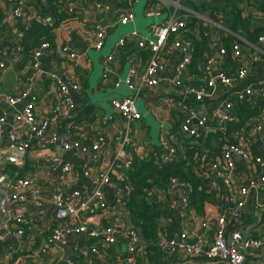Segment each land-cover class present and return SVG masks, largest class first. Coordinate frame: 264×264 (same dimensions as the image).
Wrapping results in <instances>:
<instances>
[{
	"label": "built area",
	"instance_id": "1",
	"mask_svg": "<svg viewBox=\"0 0 264 264\" xmlns=\"http://www.w3.org/2000/svg\"><path fill=\"white\" fill-rule=\"evenodd\" d=\"M149 3H154L156 6L146 7L143 12L146 17H158L161 16L162 12H164L165 17L161 21L151 24L147 36H141L137 31L132 30L117 41L116 49L122 47L127 41H133L138 49L148 50L149 56L142 68L131 65L128 67L124 78L115 75V78L112 79L111 83L114 87L123 84L130 95L113 98L111 107L117 109L127 123L141 119L142 115L136 106V99L144 89L160 84L163 67L161 53L165 47L177 50L179 53L171 83L180 88L186 98L190 97L196 102H204L214 95L220 94L222 97L204 114H200L201 112L193 107L188 100L162 101L164 106L176 109L174 111L181 116L178 123L179 130L186 137H193L192 143H197L195 139H198L200 135L205 136L209 132L221 135L219 154L208 163L204 159L196 161L194 172L197 175L209 174L207 185L216 193L222 190L224 204L222 207L216 203L217 213L214 218L194 219L188 212L189 190L187 184L176 177H171L167 193L163 194L162 191L157 190L150 193L145 199L149 200L154 195H159L166 207L177 213L184 227L179 230L178 235L174 238L162 236L157 242V246L170 253L177 252L181 256L180 261L172 264H181L182 259L197 257H204L207 260L222 264H248L246 251L263 246L264 235L254 238L235 227L229 229L228 225L230 222L235 223L239 220L242 210L251 201L252 195H258L264 191V121L260 119L251 121L249 134L242 138L240 143L230 141L227 138V132L235 139L242 137L239 133L229 132V125L237 122L232 112L234 99L252 101L253 98L264 97V78H248L251 60H257L261 51L258 47H264V33L259 35L254 42L235 35V39L230 45V54L235 63V69L231 73H226L223 64L227 49L224 46L220 47V40L222 36L230 33L228 29L223 27L221 23L211 21L205 15L188 8L185 9L180 0L171 5L174 7L173 11L180 8L186 10L179 15L171 12L170 6L168 7L165 1L150 0ZM59 6L69 13L73 11L70 0H59ZM94 7H102L106 10L111 8L110 3H101L96 0ZM14 16L19 19L21 17L20 12L14 10ZM260 16L264 19V12ZM189 17H196L204 22L202 28H204L203 36L205 37L208 35L206 28L209 25L211 27L209 32L211 39L207 42L208 51L199 63L201 76L194 79L187 74V67L192 60L191 41L186 34L189 31L183 30ZM37 19L47 23L42 17H37ZM134 20L135 13L131 3L128 2L125 8L116 10V22L119 25H131ZM105 28L100 24L94 25L93 48L96 50L102 49L104 46ZM171 35L174 38L171 43L167 44ZM213 42L218 44L217 53L221 58V67L217 72L213 71L215 62L212 55ZM50 46L48 42H43L32 51L30 68L34 74L41 71V58ZM61 51L70 60L85 57L84 53L72 49L68 44H64ZM248 52L255 54L252 59L245 61L244 57ZM115 56L116 51L114 50L107 55L104 62L105 76L110 74L111 63L115 60ZM6 67L7 65L0 61V75ZM50 75L56 80L59 89V99L53 106L52 114L56 119L64 121L65 127H63L61 135L53 131L48 132V119L37 118L35 100L26 103L15 115L18 124L26 129L24 135L20 137L10 134L9 136L14 146V163L16 165L21 164V159L26 156L33 138H37L44 144L59 145L62 151L79 150L86 158L96 162L109 141L104 133L98 131L89 135V131L84 128L85 125L82 126L72 119L74 103L71 93L79 91L76 77L68 83H63L55 72H51ZM193 80L196 82L192 83ZM219 87H225L224 93H221ZM26 95V92L23 91L18 96H7L6 98L10 104H16ZM113 118L114 115H108L103 118V123L111 121ZM4 121L5 116L0 113V124H3ZM252 133L256 136L261 147L257 154L251 150ZM111 142L113 156L107 167L90 175L93 187L87 193H83L81 190H74L69 193L66 189H59L46 197L40 189L33 188L30 194L26 195L22 192L33 185L35 180L32 175L5 180L4 186L9 194L0 198V213L5 215L0 241H4L8 235H12L16 241L14 243L16 249L18 247L20 249L21 245L25 246L24 231L30 223L29 218L24 213L16 215L12 213L18 203L31 201L33 205L38 207L51 206L54 210L55 221H57V224L51 228L48 242L38 249L41 257L52 252L56 255L57 260L62 261L69 238L76 234H84L88 240L93 239V242L88 245L86 250L77 248L75 257L70 258L67 264H78L76 259L81 258L82 255L88 256L91 262H108L107 251L104 247L114 243L117 235L127 240L126 255L130 264H134L140 255L144 256L148 252L147 245L143 241L140 230L131 223L126 209L122 207L119 201L124 197L125 191L118 180L122 178L123 171L132 164L133 155L130 147L134 145V137L129 131H118L114 134ZM160 150L164 155L162 158L164 161L173 159L177 153L176 147L168 139L167 132L161 135ZM181 154H183L182 151ZM203 155L207 157L208 153L205 152ZM10 159L12 160V156ZM237 159L241 163L242 172L237 170ZM42 162L50 171L58 172L59 180L62 183L75 179L74 169L69 163L64 162L59 154L45 156ZM115 169L120 173V176L114 174ZM85 174L89 175L90 173L86 171ZM109 191L112 197L107 198ZM110 203H114V206H109ZM255 208L263 212L264 202H257ZM107 209H111L109 211L114 210L116 213L113 214L112 222L106 226L90 227L84 219V217L100 214ZM96 243H101L102 247H98ZM143 258L148 260L147 257ZM18 264H28V262L22 259ZM50 264H58V262Z\"/></svg>",
	"mask_w": 264,
	"mask_h": 264
},
{
	"label": "crops",
	"instance_id": "2",
	"mask_svg": "<svg viewBox=\"0 0 264 264\" xmlns=\"http://www.w3.org/2000/svg\"><path fill=\"white\" fill-rule=\"evenodd\" d=\"M75 11V15L66 20L59 22L54 28V44L50 46L48 54H44L41 58V71L34 74L30 68V56L25 55L19 44V39L22 35L21 26L30 24L33 18L42 17L48 24L55 22V18L46 10L48 7L47 0H0V24L4 27L0 31V61H3L7 67L0 75V113L5 116V121L0 124V194L7 195L8 191L5 189L4 182L7 179L16 177H25L32 175L34 183L31 187H27L22 194L29 195L33 188H38L42 194L48 197L50 193L59 189H66L69 193L74 190H81L87 193L92 189L90 175L95 171H100L107 167L110 159L113 156L112 139L116 132L129 133L134 137V145L130 147L132 155L134 156H150L160 150L161 135L169 133L172 127L178 122L179 115L173 107H166L163 105V100H179L191 102L200 114L208 112L210 107L222 99L221 95H214L208 99L207 102H196L192 98L184 95L183 91L172 85L171 79L173 77L174 66L179 58L177 50L165 47L162 51L163 67L161 73V82L156 87L144 89L137 97L139 111L142 115L141 119L127 123L120 113L111 111L108 113V106H111V100L116 97L129 96L130 92L121 84L119 87H114L112 79L115 75L124 78L129 66L134 65L142 68L147 58L144 59L139 49L133 46L126 50L127 55L125 61L121 54V48H117V41L119 38L128 32L135 30L141 36H147L151 24H147L146 20L138 14L152 4L150 0H122L126 6L131 3V7L135 13V20L131 25L121 26L116 22V10L118 8H125L117 6L115 3H110L111 8L106 10L102 7H94L95 0H70ZM165 1L169 10L176 14H181L185 9H177L175 11L173 2L177 0H161ZM240 7L245 13H249L257 20H263L260 16L264 12V0H240ZM14 10L20 12L21 17L15 18ZM182 10V11H181ZM73 11V12H74ZM138 15V16H137ZM164 12L158 18L163 19ZM157 21V22H158ZM100 24L105 26V42L102 49L96 50L93 48L95 40L94 25ZM223 27H225L223 25ZM227 29V27H225ZM146 31V35L143 33ZM229 32V31H227ZM234 37H244L238 33L230 32ZM243 39H246L245 37ZM64 44H68L72 49L85 54V57H80L70 60L62 53L61 48ZM216 42L212 45V55L215 59L213 64V71L217 72L220 65V56L217 53ZM257 47V45H255ZM261 49L259 58L255 61L251 60L252 64L249 67L248 78L254 77L256 79L264 78V47ZM116 51L115 60L111 63V72L107 76L104 74V62L108 54ZM45 53V52H44ZM255 54V53H254ZM248 52L244 59L245 61L252 59L254 55ZM200 70V67H199ZM55 72L63 83H68L73 78L77 79L79 84V91L72 92L71 98L74 103V110L72 119L75 121L84 120L80 123L88 134L92 135L94 132L104 133L109 144L101 153L100 158L93 162L86 158L82 152L77 151H62L59 145L42 143L37 138H33L27 149L26 156L21 159V164L16 165L13 161L14 146L9 138L10 134L16 136H23L25 128L18 124L15 115L23 106L29 101L35 100L37 118L48 119V132H56L61 135L64 121L58 120L52 114L54 104L59 99V89L56 80L51 78L50 73ZM32 79V80H31ZM224 93L225 87H219ZM126 89V90H124ZM26 92V97L21 99L16 104H10L7 101V96H18L21 92ZM219 93V92H218ZM93 108V119L91 117H80V112L85 107ZM137 107V108H138ZM108 115H114L113 120L103 123V118ZM92 116V115H90ZM80 117V118H79ZM86 123V124H84ZM86 132V131H85ZM86 134V133H85ZM96 134V133H95ZM252 142L254 146L260 151L261 147L256 140V136L252 133ZM86 137V136H85ZM158 140V141H157ZM59 154L64 162H67L74 169L76 176L62 183L59 180L58 172H53L42 162L43 157ZM12 156V160L10 157ZM237 170L242 172V166L237 159ZM85 168V169H83ZM117 169V168H116ZM115 169L114 174L120 176V173ZM88 171L90 174L86 175ZM112 197L111 192H107V198ZM257 202H264V191L258 195H252L251 201L245 206L241 212V217L238 221L230 222L228 228L233 227L244 231L254 238H259L264 235V211H258L255 208ZM30 207L29 210L23 211ZM258 208V207H257ZM107 209L104 212L96 215L84 217L90 227H102L110 224L113 220V214L116 211ZM174 214V227L176 235L179 230L183 229V223L179 219L177 213L171 210ZM24 213L29 218V234L34 237L38 243V248L35 249L34 255H15L11 254V247L14 246L15 238L7 236L5 240L8 243L0 241V264H18L22 259L26 260L28 264H50L58 262V264H67L68 261H59L52 252L46 256L39 254L38 249L48 242V237L53 225L57 224L54 218V210L51 206L38 207L33 205L31 201L20 202L13 210V215ZM189 212V211H188ZM191 214V213H190ZM191 216H193L191 214ZM194 217V216H193ZM83 218V217H81ZM198 217H194V219ZM5 215L0 213V234L2 233V223ZM166 220H163L159 226L162 231H165ZM5 243V244H4ZM70 258L75 257L76 249H88V239L84 234L72 235L69 238ZM98 247H102L101 243H96ZM127 240L122 236H116L115 242L104 248L107 251L108 262L95 261L91 262L88 256H81L76 259L78 264H130L127 261L126 255ZM30 247V246H29ZM28 249H31V247ZM20 249H25L21 247ZM16 252V251H15ZM41 257V258H31ZM83 257V258H82ZM140 255L134 264H152L149 260L144 259ZM158 264H172L180 261V255L177 252H167L162 250L157 256ZM182 259V258H181ZM246 262L248 264H264V245L261 247L252 248L246 251ZM181 264H222L217 261L207 260L204 257H197L191 259H182Z\"/></svg>",
	"mask_w": 264,
	"mask_h": 264
},
{
	"label": "trees",
	"instance_id": "3",
	"mask_svg": "<svg viewBox=\"0 0 264 264\" xmlns=\"http://www.w3.org/2000/svg\"><path fill=\"white\" fill-rule=\"evenodd\" d=\"M101 3L111 2L117 6L125 7L126 4L122 0H96ZM182 6L193 10L199 14L205 15L208 19L214 22L221 23L232 33L243 35L247 40L254 42L258 36L264 33V19L257 20L249 13H245L240 7V0H180ZM48 7L46 10L55 18V22L49 25L43 20L33 18L28 25L21 26L22 35L19 39V44L22 52L25 55H31L32 51L36 49L41 43L48 42L50 45L54 44V28L59 22L66 21L72 18L76 13L73 9L68 12L59 6V0H47ZM153 4V3H152ZM0 15V19H1ZM1 22V20H0ZM185 29L187 37L191 41L192 60L187 67V74L191 78H198L201 76L199 70V63L204 54L208 51L207 42L211 39L210 25L206 28L208 35L203 36L204 28L202 20L196 17H189L187 19ZM4 27L0 24V31ZM173 35L169 36L167 41L171 43ZM235 37L231 33H227L221 37L220 47L224 46L227 49V55L224 60L223 69L226 73H231L235 69V63L230 54V45ZM136 45L133 41H127L121 48L120 53L123 54L128 50L127 48ZM144 59L149 56L148 50L139 49ZM128 52L123 55V60L127 58ZM126 57V58H124ZM148 59V58H147ZM196 82V80H193ZM209 101L208 99L204 102ZM208 103V102H207ZM93 108L85 107L80 112V117H91L93 119ZM233 114L237 122L229 125V132L239 133L241 139H235L228 134L227 138L234 142L240 143L242 138L249 134L250 122L255 119L264 121V97L253 98L252 101L247 100H233ZM92 115V116H90ZM79 117V118H80ZM178 122L168 133L170 143L176 147L177 153L171 160L164 161V155L158 150L150 156H134L132 164L123 171V176L118 180L123 187L125 195L119 201L122 207L126 209L130 217L131 223L137 227L142 235L144 243L147 245L148 252L144 254L152 264H158V255L162 249L157 246V242L162 236L174 238L176 235L174 227V213L166 207L165 203L161 201L159 195H154L151 199L145 198L154 191L160 190L163 194L167 193L169 180L171 177H176L184 181L188 187V211L194 217L214 218L217 213L216 203L223 207L224 195L222 190L217 193L212 191L208 184V175L206 173L197 175L194 172V163L204 159L206 163L215 158L219 154L221 145L219 133L209 132L205 136H199L195 139L197 143H192L193 137H186L180 132ZM79 124L85 122L78 121ZM86 124V123H84ZM84 126V125H83ZM248 136V135H247ZM251 150L257 154L259 151L252 144ZM181 151L183 154H181ZM207 152L208 156L203 154ZM117 181V180H116ZM109 206L113 207L114 203ZM190 214V216H191ZM192 216V217H193ZM166 220L165 231H162L159 224ZM8 243L9 240H5ZM25 249H16L15 245L11 247V254L15 255H34V250L37 249L38 243L34 237L29 234V229L26 227L24 231ZM93 239H89L88 243L92 244ZM4 243V244H5ZM31 249H28V247ZM29 247V248H30ZM16 251V252H15ZM41 258V257H31Z\"/></svg>",
	"mask_w": 264,
	"mask_h": 264
},
{
	"label": "rangeland",
	"instance_id": "4",
	"mask_svg": "<svg viewBox=\"0 0 264 264\" xmlns=\"http://www.w3.org/2000/svg\"><path fill=\"white\" fill-rule=\"evenodd\" d=\"M139 16H142L145 20H146V23L147 24H152V23H155L157 22L158 20H160L158 17H146L144 14H143V11H141L139 14ZM137 15V16H138ZM164 17V16H163ZM144 35H146V31L143 33ZM126 90V89H124ZM138 105V102H136V106ZM138 107V106H137ZM139 109V107H138ZM108 113H110L111 111H113V108L111 106H108ZM158 141V140H157Z\"/></svg>",
	"mask_w": 264,
	"mask_h": 264
},
{
	"label": "water",
	"instance_id": "5",
	"mask_svg": "<svg viewBox=\"0 0 264 264\" xmlns=\"http://www.w3.org/2000/svg\"><path fill=\"white\" fill-rule=\"evenodd\" d=\"M44 54H48V51H45V53ZM113 111H115V112H117V113H120L117 109H115V108H113ZM3 195L2 194H0V198L2 197ZM30 209V207H26V209H22L23 211H25V210H29ZM19 213V212H18ZM9 236H11V235H9ZM21 247H23L22 245L20 246V248ZM70 245H67L66 247H65V250H64V255H63V260L64 261H68L69 259H70Z\"/></svg>",
	"mask_w": 264,
	"mask_h": 264
}]
</instances>
